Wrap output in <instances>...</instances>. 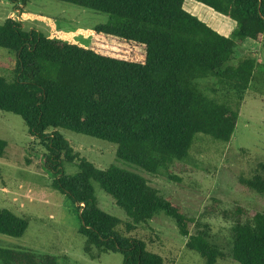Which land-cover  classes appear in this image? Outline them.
Masks as SVG:
<instances>
[{"label": "trees", "instance_id": "1", "mask_svg": "<svg viewBox=\"0 0 264 264\" xmlns=\"http://www.w3.org/2000/svg\"><path fill=\"white\" fill-rule=\"evenodd\" d=\"M7 1L20 18L29 0ZM59 1L108 13L115 20L94 26L91 43L81 46L26 30L13 16L6 18L0 24V47L15 54L16 65L10 80L0 75V110L19 115L29 135L44 146L51 186L75 208L84 252L92 258L118 252L122 264H166L146 242L130 235L136 223L162 213L204 264H218L227 256L238 264H264V212L239 205L222 212L230 221L226 253L213 241L210 223L202 216H189L138 173L115 165L96 167L59 130L112 142L118 159L150 174L186 158L197 133L228 141L258 66L253 56L232 62L234 49L245 39L264 43V0H195L233 20L231 36L187 11L184 0ZM5 148L0 139V158ZM74 160L78 172L66 174L62 162ZM92 180L128 221L98 207ZM238 180L264 194V160L252 175ZM27 226V219L0 209L1 234L19 237ZM0 264L57 261L49 254L0 247Z\"/></svg>", "mask_w": 264, "mask_h": 264}, {"label": "rangeland", "instance_id": "2", "mask_svg": "<svg viewBox=\"0 0 264 264\" xmlns=\"http://www.w3.org/2000/svg\"><path fill=\"white\" fill-rule=\"evenodd\" d=\"M184 8L221 34L232 35L236 24L230 18L195 0H184ZM10 16L20 20L26 30L35 29L81 46L91 43L94 26L115 20L108 13L59 0H29L20 19L10 2L0 0V24ZM234 51L232 62L241 56H253L258 66L230 139L220 141L197 133L188 156L175 160L157 174L118 159L116 144L112 142L59 129L80 157L96 167L115 165L138 173L189 216H202L203 222L210 223L213 241L226 253L230 221L223 218L222 212L236 205L264 212V194L248 189L238 180L252 175L257 163L264 160V43L245 39ZM15 65V54L0 47V75L10 80ZM0 139L6 142L0 158V209H8L28 221L27 229L19 237L0 233V247L49 254L55 256L57 264H122L118 252H99L93 258L84 252L85 237L78 231L77 212L61 192L52 188V172L43 163L46 150L29 135L19 115L0 110ZM62 167L66 174L79 170L77 160L63 161ZM92 186L98 207L128 221L98 182L92 180ZM130 235L146 242L147 248L160 254L166 264H204L197 252L185 247L186 237L179 234L174 221L162 213L136 223ZM218 264L238 263L227 256L219 259Z\"/></svg>", "mask_w": 264, "mask_h": 264}, {"label": "crops", "instance_id": "3", "mask_svg": "<svg viewBox=\"0 0 264 264\" xmlns=\"http://www.w3.org/2000/svg\"><path fill=\"white\" fill-rule=\"evenodd\" d=\"M15 10V9H14ZM16 11V10H15Z\"/></svg>", "mask_w": 264, "mask_h": 264}, {"label": "built area", "instance_id": "4", "mask_svg": "<svg viewBox=\"0 0 264 264\" xmlns=\"http://www.w3.org/2000/svg\"><path fill=\"white\" fill-rule=\"evenodd\" d=\"M82 205V204H81Z\"/></svg>", "mask_w": 264, "mask_h": 264}]
</instances>
